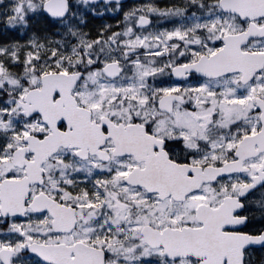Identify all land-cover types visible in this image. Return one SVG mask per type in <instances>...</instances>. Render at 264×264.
<instances>
[{"label":"snow or ice","instance_id":"snow-or-ice-1","mask_svg":"<svg viewBox=\"0 0 264 264\" xmlns=\"http://www.w3.org/2000/svg\"><path fill=\"white\" fill-rule=\"evenodd\" d=\"M0 264H264V0H0Z\"/></svg>","mask_w":264,"mask_h":264}]
</instances>
